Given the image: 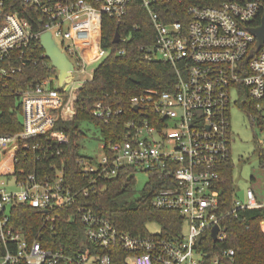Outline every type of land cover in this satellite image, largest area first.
I'll return each mask as SVG.
<instances>
[{
  "label": "built area",
  "instance_id": "obj_1",
  "mask_svg": "<svg viewBox=\"0 0 264 264\" xmlns=\"http://www.w3.org/2000/svg\"><path fill=\"white\" fill-rule=\"evenodd\" d=\"M205 1L185 6L182 0H19L15 7L0 0V90L29 65L49 69L35 85L17 91L23 108L21 132L0 135V163L5 158L19 187L0 190V241L5 244L0 264H119L117 257L123 264H221L235 256L233 248L221 246L228 239L225 218L264 207L253 188L243 202L234 198L229 210L221 199L224 172L232 163L235 94L243 95L253 124L264 128V42L257 48L259 38L252 31L263 23L264 0ZM136 3L146 10L154 37L140 50L148 60L169 62L176 80L171 89L131 96L128 103L137 114L124 122L121 141L104 143L99 164L85 157L78 162L86 174L116 177L130 168L157 177L152 206L177 211L189 222L188 235L183 228L172 237L121 230L93 208L78 204V195L89 196L94 185L78 191L65 187V161L51 164L43 174L25 167L17 171L21 150L35 152L38 162L61 155L70 144L57 123L77 113V92L86 80H75L73 71L86 73L88 64L109 56L110 49L102 46L104 18L126 25L124 18ZM45 33L73 63L70 82L60 83L58 68L46 56L40 40ZM120 38L119 44L129 39ZM124 53L121 46L117 54ZM94 107L93 115L106 123L125 112L123 106L103 102ZM23 204L45 214L46 229L34 238L11 223L12 207ZM71 208L75 211L69 219H78L84 236L74 245L48 238L46 246L43 232H54L59 210ZM215 226L217 241L212 238ZM208 234L219 248L206 249Z\"/></svg>",
  "mask_w": 264,
  "mask_h": 264
},
{
  "label": "trees",
  "instance_id": "obj_2",
  "mask_svg": "<svg viewBox=\"0 0 264 264\" xmlns=\"http://www.w3.org/2000/svg\"><path fill=\"white\" fill-rule=\"evenodd\" d=\"M186 5L194 2H206L205 0H182ZM17 7L19 0H7ZM177 7V4H173ZM126 25L119 23L114 18L106 16L102 34V46L110 49V54L93 71V76L87 79L78 89L75 107L77 113L67 120H60L57 124L60 130L65 131L70 139V144L64 146V152L55 157H43L36 162L35 152L21 150L19 157L21 162L17 165V171L25 167L30 171L39 170L41 174L49 172L51 164H61L65 161V187L72 190L90 188V195L83 193L78 195V204L93 208L99 214L109 218L121 230L134 235L150 234L148 222L161 225L162 234L176 236L181 232L184 220L177 211L155 209L152 206L153 197L158 190L157 177L150 174L149 181L142 189L138 197H130L132 187L136 184L134 169L123 168L116 177L102 176L96 172L86 174L78 162L77 139L83 135L79 123L92 122L100 128L105 144L121 141L125 133V121L137 113L129 105L131 96L138 95L147 89H171L176 78L173 66L169 62L160 60H148L141 45L152 44L154 41L153 27L146 10L139 4L130 8L124 18ZM139 24L137 30L134 25ZM128 36V41L116 44V33ZM123 46L124 54H117ZM38 51H42L39 45ZM45 64L27 66L22 73L8 80V83L0 90V135L15 134L21 132L22 104L17 91L35 85L49 73ZM97 102L123 106L125 112L121 117L106 123L93 115ZM264 156V154H263ZM229 163L224 172V183L221 185V199L225 203V210L233 206L235 187L231 177ZM71 210L60 209V219L56 223L54 232L45 231L41 239L47 244L48 238H55L57 242L74 245L84 236V226L78 219L71 221L69 216L74 213ZM44 212L29 205H17L11 209V223L13 226L24 229L27 235L34 238L38 232L45 230L42 226ZM228 225V239L221 245L224 248H233L235 256L223 260L221 264H264V207L260 209H245L238 212V216H227L224 220ZM204 246L206 249L219 248L218 244L207 235ZM56 242V243H57ZM5 251V244L0 241V253ZM119 264H123V258L117 257ZM18 264H27L20 262Z\"/></svg>",
  "mask_w": 264,
  "mask_h": 264
},
{
  "label": "rangeland",
  "instance_id": "obj_3",
  "mask_svg": "<svg viewBox=\"0 0 264 264\" xmlns=\"http://www.w3.org/2000/svg\"><path fill=\"white\" fill-rule=\"evenodd\" d=\"M87 65L86 73L80 68L73 71L75 80H87L94 74L93 71L104 59ZM243 95H234L230 111L231 128L234 140L231 146L232 167L231 177L235 187V198L240 201L246 199V192L253 188L259 202L264 203V128L260 124H253L248 113L243 107ZM83 135L78 141V153L87 158L92 164H99L103 159L104 140L99 127L92 122L79 123ZM4 158V157H3ZM8 163L5 158L0 163V190H18L14 184V176L8 171ZM136 173V184L132 187L130 197L141 195L142 189L149 181V173L140 170ZM148 230L151 234H159L162 231L161 225L155 222H148ZM183 234H189V222L183 225Z\"/></svg>",
  "mask_w": 264,
  "mask_h": 264
},
{
  "label": "water",
  "instance_id": "obj_4",
  "mask_svg": "<svg viewBox=\"0 0 264 264\" xmlns=\"http://www.w3.org/2000/svg\"><path fill=\"white\" fill-rule=\"evenodd\" d=\"M264 17V16H263ZM255 35L258 36L259 40L257 43V48L260 47L264 42V18L263 23L260 27L252 30ZM114 42L119 44L121 41L120 34L117 32L114 36ZM43 48L45 49L46 56L50 59L52 64H54L59 70V80L62 84L64 81L70 82L71 80V70L73 69V63L68 60L67 56L59 49L57 43L51 37L50 33H45L40 38ZM139 107H136L138 110ZM218 226H215L212 230V238L217 241Z\"/></svg>",
  "mask_w": 264,
  "mask_h": 264
},
{
  "label": "crops",
  "instance_id": "obj_5",
  "mask_svg": "<svg viewBox=\"0 0 264 264\" xmlns=\"http://www.w3.org/2000/svg\"><path fill=\"white\" fill-rule=\"evenodd\" d=\"M15 184V183H14ZM16 185V184H15Z\"/></svg>",
  "mask_w": 264,
  "mask_h": 264
}]
</instances>
